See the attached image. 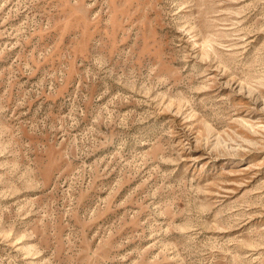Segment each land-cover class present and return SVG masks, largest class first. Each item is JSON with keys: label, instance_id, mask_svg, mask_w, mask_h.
I'll return each mask as SVG.
<instances>
[{"label": "rangeland", "instance_id": "obj_1", "mask_svg": "<svg viewBox=\"0 0 264 264\" xmlns=\"http://www.w3.org/2000/svg\"><path fill=\"white\" fill-rule=\"evenodd\" d=\"M0 264H264V0H0Z\"/></svg>", "mask_w": 264, "mask_h": 264}]
</instances>
